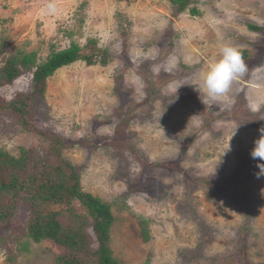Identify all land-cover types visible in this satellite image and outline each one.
Listing matches in <instances>:
<instances>
[{
  "label": "rangeland",
  "instance_id": "1",
  "mask_svg": "<svg viewBox=\"0 0 264 264\" xmlns=\"http://www.w3.org/2000/svg\"><path fill=\"white\" fill-rule=\"evenodd\" d=\"M87 39L106 49L108 63L60 68L46 80L44 101L28 108L36 128L68 146L63 157L78 168L83 191L110 206L113 257L119 264H264V178L255 176L264 161L250 156L264 106H249L264 101V0H190L182 13L169 0H0L5 57L36 52L40 63ZM222 44L246 53L248 71L233 82L230 104L202 103L198 73ZM31 90L32 74L24 72L0 99ZM120 125L133 151H115ZM27 142L0 113V150L18 157ZM238 175L250 198L247 220L232 196L214 203L215 191L191 184L225 185ZM28 214L19 204L0 227V264H55L54 245L25 237Z\"/></svg>",
  "mask_w": 264,
  "mask_h": 264
},
{
  "label": "trees",
  "instance_id": "2",
  "mask_svg": "<svg viewBox=\"0 0 264 264\" xmlns=\"http://www.w3.org/2000/svg\"><path fill=\"white\" fill-rule=\"evenodd\" d=\"M169 2L177 7L178 13L190 5V0ZM190 14L195 16L198 11L191 7ZM251 29L259 31L254 27ZM6 48L1 41L0 89L12 84L22 73L30 72L32 90L18 95L11 102L0 99V113L8 114L13 124L28 136V142L20 147L18 157L0 150V227L10 224L21 204L29 210L25 237L35 244L48 242L54 245L59 251L55 264H119L110 249V230L114 222L110 206L83 191L78 168L63 157L68 146L60 138L36 128L28 108V101H44L46 80L60 68L76 62H83L87 67L105 66L110 55L95 39H87L83 45L72 41L67 48L50 53L40 63H37L36 52L17 51L5 57ZM246 56L243 52V59ZM120 127L122 125L115 130L111 140L115 151H133V146L123 139ZM102 143H91L90 147L96 149ZM195 183L215 191L216 196L208 198L211 202L215 203L226 195L235 198L247 220L250 198L240 189L239 175L225 185L211 180L191 182ZM139 227L140 236L147 241V224L140 221ZM246 229L248 226L241 230Z\"/></svg>",
  "mask_w": 264,
  "mask_h": 264
},
{
  "label": "clouds",
  "instance_id": "3",
  "mask_svg": "<svg viewBox=\"0 0 264 264\" xmlns=\"http://www.w3.org/2000/svg\"><path fill=\"white\" fill-rule=\"evenodd\" d=\"M247 71L248 68L241 52L233 46L222 44L217 58L212 59L207 64L206 69L198 73L197 87L195 89L203 94L204 101L202 103L230 104L231 97L229 93L233 82L243 77ZM180 86L177 85L175 87V96ZM249 106L252 111H260L261 107L264 106V101L252 99ZM235 131L236 128L233 130L232 136L235 135ZM259 132L261 135L254 141L250 156L255 161H264V127H261ZM226 150H229V144ZM256 167L259 169L255 173L256 178H264V163L257 162Z\"/></svg>",
  "mask_w": 264,
  "mask_h": 264
}]
</instances>
